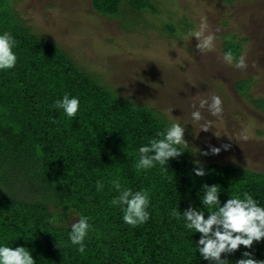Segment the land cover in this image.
<instances>
[{
  "label": "trees",
  "instance_id": "16d2710c",
  "mask_svg": "<svg viewBox=\"0 0 264 264\" xmlns=\"http://www.w3.org/2000/svg\"><path fill=\"white\" fill-rule=\"evenodd\" d=\"M92 1L102 14H117L118 0ZM129 3L150 6L149 0ZM26 21L14 0H0V32L14 37L17 54L15 67L0 71V239L13 248L27 247L35 264H208L197 252L200 234L185 229L171 209L183 211L190 204L203 208L204 183L217 184L221 204L248 192L264 205V171L195 160L194 140L164 171L159 166L138 171L137 150L168 123L163 112L127 98L106 73L73 59ZM247 38L234 41V54ZM65 92L80 99L73 118L53 107ZM185 132L188 141L193 134ZM197 162L204 176L194 174ZM97 181L103 184L100 191ZM113 181L121 190H148L147 221L134 227L123 222L120 206L111 204L119 195ZM80 216L91 225L83 254L67 238ZM246 250L264 260V239L221 257L235 264Z\"/></svg>",
  "mask_w": 264,
  "mask_h": 264
},
{
  "label": "rangeland",
  "instance_id": "374dc122",
  "mask_svg": "<svg viewBox=\"0 0 264 264\" xmlns=\"http://www.w3.org/2000/svg\"><path fill=\"white\" fill-rule=\"evenodd\" d=\"M149 1L137 8L118 0L112 15L102 14L92 0H14V7L34 32L106 73L127 98L185 125L193 134L187 142H197L193 159L264 171V0ZM202 17L205 35L214 36L211 49L197 48L196 37L189 36ZM234 33L248 37L236 54L244 56V68L223 60V47L240 41ZM214 95L221 99L220 115L200 109L203 119L192 120L199 101ZM211 147L221 151L213 155Z\"/></svg>",
  "mask_w": 264,
  "mask_h": 264
},
{
  "label": "clouds",
  "instance_id": "9594fccd",
  "mask_svg": "<svg viewBox=\"0 0 264 264\" xmlns=\"http://www.w3.org/2000/svg\"><path fill=\"white\" fill-rule=\"evenodd\" d=\"M207 22L201 18L198 30H192L190 37H196L199 49H211L214 36L207 34ZM16 41L10 32H0V71L12 69L17 62V54L13 51ZM223 60L236 68L245 67L243 55L237 56L229 49L223 52ZM53 107L62 110L67 118L76 116L80 109V99L76 95L65 92L59 99L53 102ZM195 108V105L193 106ZM200 109H206L210 115L219 116L222 112L221 99L219 96H212L209 99H201L199 107L192 111L191 118L194 121L203 119ZM202 129H204L202 127ZM205 130V129H204ZM185 125L178 121L168 122L156 135L141 145L138 152V159L135 168L138 171L153 169L156 166L165 170L170 159L176 158L187 150L188 142L184 139ZM224 149L228 145H223ZM221 151L218 147H211V154L215 155ZM203 155H208L205 151ZM196 176H204L202 166L194 168ZM114 187L119 195L112 199L113 206H120L123 212V222L130 226L143 224L149 218L147 211L150 196L146 189L133 191L130 188L121 190L119 182L113 181ZM103 184L96 182V189L100 191ZM202 193L199 203L203 206L195 207L191 204L183 211L178 208L171 209V216L182 221L183 227L192 234L199 233L196 241L197 252L208 264H227L228 259L222 258L221 254H231L240 246L251 249L253 242H260L264 239V205L248 192H241L228 197L222 204L220 201V190L217 184L201 185ZM204 208L210 209L205 211ZM205 212L207 217L205 218ZM91 230L89 219L80 216L77 222L73 223L67 234L68 242L76 247V251L83 254L86 250L85 240ZM6 238L0 239V264H35V261L25 246L13 248L5 242ZM235 264H264V260L254 258L251 251H243L241 258Z\"/></svg>",
  "mask_w": 264,
  "mask_h": 264
}]
</instances>
